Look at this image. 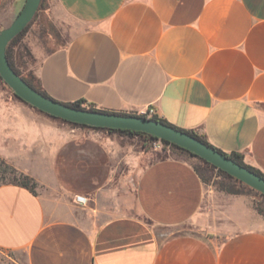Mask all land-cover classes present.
Listing matches in <instances>:
<instances>
[{
	"label": "crops",
	"instance_id": "1",
	"mask_svg": "<svg viewBox=\"0 0 264 264\" xmlns=\"http://www.w3.org/2000/svg\"><path fill=\"white\" fill-rule=\"evenodd\" d=\"M56 2L80 29L39 50L37 78L51 98L153 110L264 174V0ZM25 3L0 0V26ZM116 144L22 100L1 110L0 155L38 188L0 186V250L27 264H264L252 197L214 190L173 156L118 179L122 161L141 157L120 156Z\"/></svg>",
	"mask_w": 264,
	"mask_h": 264
},
{
	"label": "water",
	"instance_id": "2",
	"mask_svg": "<svg viewBox=\"0 0 264 264\" xmlns=\"http://www.w3.org/2000/svg\"><path fill=\"white\" fill-rule=\"evenodd\" d=\"M41 2L42 0H26L23 9L11 25L0 31V76L16 96L41 112L71 123L90 127L143 132L160 140L168 141L188 150L250 188L264 194V177L187 132L149 117L74 108L43 95L26 82L11 66L7 57V48L10 42L33 21L39 11Z\"/></svg>",
	"mask_w": 264,
	"mask_h": 264
},
{
	"label": "rangeland",
	"instance_id": "3",
	"mask_svg": "<svg viewBox=\"0 0 264 264\" xmlns=\"http://www.w3.org/2000/svg\"><path fill=\"white\" fill-rule=\"evenodd\" d=\"M3 29L4 28L0 26V31ZM79 29L80 25L78 22L63 12L59 8L56 0H45L44 7L39 13L37 19L31 24L27 33L11 48L13 62L16 68L24 77L33 80L35 79L34 82L36 84L37 68L40 61L39 50L41 49L43 52H51L57 48L67 45ZM16 100L20 99L0 76V111L7 109L10 103ZM72 127L75 128L76 126L72 125ZM101 131L109 137L118 140V145L116 144L114 147L117 148V152L120 156H132L134 158L141 157L139 161H135L134 165H130L127 161H122L115 174L118 179L121 175H123V173L136 175L139 169H141V167L147 164L150 160L170 156L185 159L194 166H202L201 161L198 158L171 145H166L161 140L148 142L139 136L129 137L117 133H110L104 130ZM0 159L9 163L7 159L1 155ZM2 182L3 179L0 177V183ZM227 182V180L220 176L211 175L209 182L205 184L212 187L214 190L222 191L220 186ZM246 192V196L253 198L255 210L257 211V207L264 210V197L256 191H251L249 189H247ZM190 232L198 234L196 230H191ZM213 237L214 235H207V238ZM219 239V241H221L224 237ZM0 264L27 263L25 254L22 252L0 250Z\"/></svg>",
	"mask_w": 264,
	"mask_h": 264
},
{
	"label": "trees",
	"instance_id": "4",
	"mask_svg": "<svg viewBox=\"0 0 264 264\" xmlns=\"http://www.w3.org/2000/svg\"><path fill=\"white\" fill-rule=\"evenodd\" d=\"M44 2L45 0H42L39 11L37 12L35 18L33 19V21L29 24V26L20 34L18 35L15 39H13L8 48H7V57L8 60L11 64V66L14 68V70L20 75L22 76L26 82H28L33 88H35L37 91H39L40 93H42L43 95L51 98L46 92H44L40 86H39V81L37 78V82L35 84L33 79H28L26 77H24L20 71L16 68L14 62H13V57H12V53H11V48L12 46L17 43L28 31V29L30 28L31 24L37 19V17L39 16V13L42 11L43 7H44ZM18 97V96H17ZM19 98V97H18ZM20 99V98H19ZM53 99V98H52ZM21 100V99H20ZM23 101V100H22ZM24 102V101H23ZM71 107L74 108H78V109H84V110H90V111H99V112H106V113H117V114H124V115H138V116H144V117H148L147 114H137V113H126V112H114V111H108V110H101V109H97L94 106H85L83 105V101H78L75 103H70L67 104ZM44 113V112H43ZM46 114V113H45ZM48 115V114H47ZM50 116V115H48ZM53 117V116H50ZM55 118V117H53ZM154 120H158L160 122H163L167 125H170L172 127H175L179 130H182L184 132H187L188 134H191L193 136H195L196 138H198L199 140L203 141L204 143H206L207 145L215 148L214 146H212L209 141L206 139V137L202 134H199L198 132L194 131V130H184L181 128H178L172 124H170L167 120L159 117L158 115L154 114L151 117ZM55 119H59V118H55ZM63 122L69 123L73 126L76 127H86V128H92V129H96V130H104V131H108L110 133H117L120 135H124V136H129V137H134V136H139L143 139H145L148 142H152V141H157L160 140L156 137H153L149 134L143 133V132H135V131H130V130H117V129H108V128H99V127H90L87 125H80V124H76V123H71L62 119H59ZM162 142H164L166 145H171L181 151L187 152L190 155L198 158L201 161L202 166H194L195 170L197 171V173L200 175V177L202 178L204 183H208L209 179L211 177V175H217L220 176L222 178H224L225 180H227V183H223L220 186V189L222 191H225L228 194H232V195H245L247 194L246 190L249 189L251 191H256L252 188H250L249 186L245 185L243 182L239 181L238 179L232 177L231 175H229L228 173L224 172L221 169H218L217 167L213 166L212 164L208 163L207 161H205L204 159L198 157L195 154H192L191 152H189L186 149L180 148L175 144H172L168 141L165 140H161ZM216 150L220 151L221 153L225 154L226 156L232 158L234 161H236L237 163L241 164L244 167H247L248 169L254 171L255 173L261 175L262 177H264V174L262 172H260L259 170L247 165L244 162L243 156L239 153H231V154H226L224 152H222L221 150H219L218 148H215ZM0 177H2L3 182L0 183V186L2 185H6V184H17V185H21L24 186L26 188L31 189L32 191H36V189L38 188V183L37 181L32 178L31 176L25 174L24 172L18 170L17 168H15L14 166L10 165L9 163L5 162L4 160L0 159ZM257 193H259L262 197H264V194L256 191ZM257 211L260 215L264 216V210H262L261 208L257 207Z\"/></svg>",
	"mask_w": 264,
	"mask_h": 264
},
{
	"label": "built area",
	"instance_id": "5",
	"mask_svg": "<svg viewBox=\"0 0 264 264\" xmlns=\"http://www.w3.org/2000/svg\"><path fill=\"white\" fill-rule=\"evenodd\" d=\"M144 114H147L148 117H151L152 115H154V111L149 110L148 112H146ZM76 202L82 206H87L90 202V199L87 198L86 196H83V195H77L76 196Z\"/></svg>",
	"mask_w": 264,
	"mask_h": 264
}]
</instances>
